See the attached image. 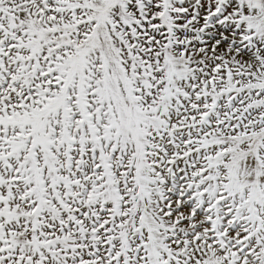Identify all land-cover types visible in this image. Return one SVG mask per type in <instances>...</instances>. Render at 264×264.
Wrapping results in <instances>:
<instances>
[{"label":"snow or ice","instance_id":"6c2138e0","mask_svg":"<svg viewBox=\"0 0 264 264\" xmlns=\"http://www.w3.org/2000/svg\"><path fill=\"white\" fill-rule=\"evenodd\" d=\"M0 264H264V0H0Z\"/></svg>","mask_w":264,"mask_h":264}]
</instances>
